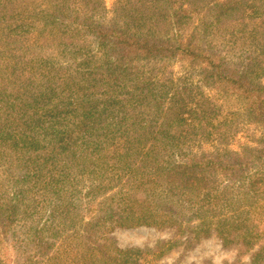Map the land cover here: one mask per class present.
Wrapping results in <instances>:
<instances>
[{"label":"trees","instance_id":"16d2710c","mask_svg":"<svg viewBox=\"0 0 264 264\" xmlns=\"http://www.w3.org/2000/svg\"><path fill=\"white\" fill-rule=\"evenodd\" d=\"M140 226L175 235L112 236ZM213 236L264 264V0H0V264Z\"/></svg>","mask_w":264,"mask_h":264},{"label":"rangeland","instance_id":"374dc122","mask_svg":"<svg viewBox=\"0 0 264 264\" xmlns=\"http://www.w3.org/2000/svg\"><path fill=\"white\" fill-rule=\"evenodd\" d=\"M115 0H106L110 9ZM176 71H182L180 64H175ZM260 128L256 125L244 126L240 140L248 142L250 136H257ZM175 231L172 229H158L150 226L135 228H115L112 236L122 248H155L163 242L171 241ZM14 255V253H13ZM250 257L240 258L237 250L226 249L219 238L213 236L190 247L178 246L167 250L157 261L158 264H249Z\"/></svg>","mask_w":264,"mask_h":264}]
</instances>
